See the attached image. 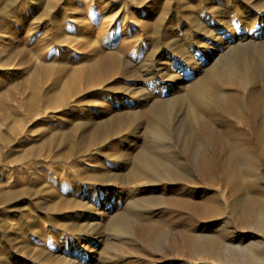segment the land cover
<instances>
[{
  "label": "rangeland",
  "instance_id": "1",
  "mask_svg": "<svg viewBox=\"0 0 264 264\" xmlns=\"http://www.w3.org/2000/svg\"><path fill=\"white\" fill-rule=\"evenodd\" d=\"M263 128L264 0H0V264H264Z\"/></svg>",
  "mask_w": 264,
  "mask_h": 264
},
{
  "label": "bare ground",
  "instance_id": "2",
  "mask_svg": "<svg viewBox=\"0 0 264 264\" xmlns=\"http://www.w3.org/2000/svg\"><path fill=\"white\" fill-rule=\"evenodd\" d=\"M95 66H98V65H95ZM221 74H222L223 78L226 80V82L229 83L230 86L234 87V91L235 92L232 95L235 96V98H236L238 92L240 91V89L242 87L246 88V91L248 89V91H247L248 95H249V93H253L254 90H251L250 88H247L248 87L247 83L244 84L246 82L245 81V75L246 74H243V73L241 74L240 72L238 73V71L234 68V66L231 64L230 61L226 62V66L221 71ZM75 75L69 76L68 77V82H74L75 79H77L75 77ZM191 92H192V95L195 98L196 102L204 103V104L205 103L207 104L209 102L208 101V96H207V88H206L204 83L202 84L199 81L194 82V84L191 87ZM232 95H230L229 98L228 97L225 98L226 102H225V105L223 106V111H228V110L231 109V107H232V103L231 102H233V99H235V98L232 97ZM149 111L151 112V114H153L154 116H157V117H161V115L163 114V112H161L160 106L157 103H153L150 106ZM163 116H164V114H163ZM255 117H257V115H255ZM262 125H263V123H262ZM106 128L109 129V127H106ZM228 128H229V126H228ZM146 132H147V135H149V137H152L153 139H155L157 143H159V144L160 143H162V144L165 143L167 135H166L165 131L161 130L160 127L157 124L150 123V124L146 125ZM216 134H217L216 139L213 140V142L210 144V148H209V151L211 152L210 158L212 160V157H213L214 161H216V162L219 161L221 163L219 168L220 169H224V167L222 165V162H224V159H227V161L236 159L238 154L242 151V148H248L249 147V146L248 147H244V146L247 144L248 140H250V139H248L246 137H242V136H231L227 132H222V130L221 131L219 130ZM248 145H249V143H248ZM140 164H141V167L145 170V172L150 174V175L153 174V173H156V172H160V168H158L155 164H152V163H149V162H142ZM228 164H229V162H228ZM206 165H207L206 168L210 167V160L206 159ZM215 174H216V172H215ZM223 175H224V173L220 172L219 176L221 178L223 177ZM54 206H56V205H54ZM54 206H52V207H54ZM147 233H149V232H147ZM150 236H152V235H150Z\"/></svg>",
  "mask_w": 264,
  "mask_h": 264
}]
</instances>
